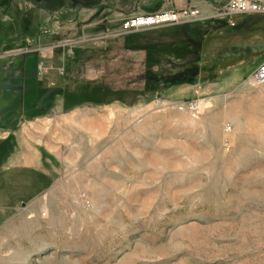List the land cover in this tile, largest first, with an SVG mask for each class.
<instances>
[{
    "label": "rangeland",
    "instance_id": "rangeland-1",
    "mask_svg": "<svg viewBox=\"0 0 264 264\" xmlns=\"http://www.w3.org/2000/svg\"><path fill=\"white\" fill-rule=\"evenodd\" d=\"M210 1L0 0V125L42 158L0 142V264H264V13Z\"/></svg>",
    "mask_w": 264,
    "mask_h": 264
},
{
    "label": "built area",
    "instance_id": "built-area-1",
    "mask_svg": "<svg viewBox=\"0 0 264 264\" xmlns=\"http://www.w3.org/2000/svg\"><path fill=\"white\" fill-rule=\"evenodd\" d=\"M218 13L225 16L230 25L234 26L235 18L246 13H264V0H229L225 5L216 6ZM203 16V11L199 7H185L182 9H169L159 11L154 14L138 17L133 20L134 25H148L162 22H178L183 18L196 19ZM255 85L264 84V63H262L253 76ZM204 100L200 99L192 105L194 109H201Z\"/></svg>",
    "mask_w": 264,
    "mask_h": 264
},
{
    "label": "crops",
    "instance_id": "crops-1",
    "mask_svg": "<svg viewBox=\"0 0 264 264\" xmlns=\"http://www.w3.org/2000/svg\"><path fill=\"white\" fill-rule=\"evenodd\" d=\"M220 1H221V3L215 4L214 7H216L218 5H225L229 0H220ZM12 122H15L16 124H11ZM18 122L19 121H17V120L9 121L6 119L0 125V142L6 143L5 147L8 150V153H6V154H9L12 147H16V146H17V148L20 147V150H19L20 155H18V152L16 153V151L12 155L9 154V157L6 160V165L8 164V166L4 165V167H6V168L9 167V168H13V169L19 168L18 171H22V172L23 171L24 172L29 171V170L39 171L40 170L39 167H41L40 161L42 160L41 153H39L37 151V149L35 150L34 145H32L30 143V141L33 139L28 136V133H30L28 128L25 131L26 132L25 137H22V135L19 136V131H17V130L14 131L15 129H17V127H19L20 123H22L23 121H21L19 124H18ZM11 125H13V127ZM31 135H32V133H31ZM12 138H13L14 143H10ZM17 156H20V158H18ZM18 160L20 161V164H18V162H17ZM17 166H18V168H17ZM13 177H16V176L10 175L9 180L10 179L12 180ZM10 186H11V184H10Z\"/></svg>",
    "mask_w": 264,
    "mask_h": 264
},
{
    "label": "trees",
    "instance_id": "trees-1",
    "mask_svg": "<svg viewBox=\"0 0 264 264\" xmlns=\"http://www.w3.org/2000/svg\"><path fill=\"white\" fill-rule=\"evenodd\" d=\"M155 12H152V13H149V14H154ZM6 117H7V115H6Z\"/></svg>",
    "mask_w": 264,
    "mask_h": 264
}]
</instances>
